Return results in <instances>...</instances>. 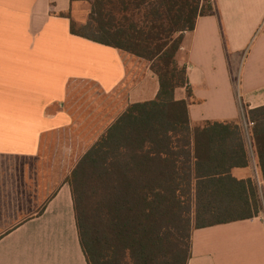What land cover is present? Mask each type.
Listing matches in <instances>:
<instances>
[{"label": "crops", "instance_id": "0c3cea01", "mask_svg": "<svg viewBox=\"0 0 264 264\" xmlns=\"http://www.w3.org/2000/svg\"><path fill=\"white\" fill-rule=\"evenodd\" d=\"M93 0H0V264H88L67 182L129 105L156 99L150 62L74 35ZM177 61L194 128L242 122L249 165L264 177L245 108L264 107V0H214L184 34ZM188 264H264V210L256 218L194 229Z\"/></svg>", "mask_w": 264, "mask_h": 264}, {"label": "trees", "instance_id": "16d2710c", "mask_svg": "<svg viewBox=\"0 0 264 264\" xmlns=\"http://www.w3.org/2000/svg\"><path fill=\"white\" fill-rule=\"evenodd\" d=\"M74 35L144 59L158 76L155 100L135 103L78 161L67 179L88 264H188L194 229L258 217L264 204L247 167L242 122L194 128L187 68L177 61L184 34L210 15L208 0H93ZM264 177V107L248 110Z\"/></svg>", "mask_w": 264, "mask_h": 264}, {"label": "rangeland", "instance_id": "374dc122", "mask_svg": "<svg viewBox=\"0 0 264 264\" xmlns=\"http://www.w3.org/2000/svg\"><path fill=\"white\" fill-rule=\"evenodd\" d=\"M203 2H206V0H203ZM208 2H209V4H212L213 5L214 0H208ZM262 201H263V204H264V200H262Z\"/></svg>", "mask_w": 264, "mask_h": 264}]
</instances>
